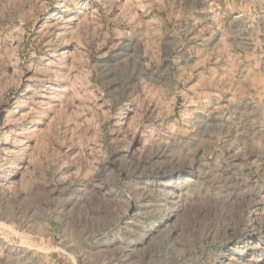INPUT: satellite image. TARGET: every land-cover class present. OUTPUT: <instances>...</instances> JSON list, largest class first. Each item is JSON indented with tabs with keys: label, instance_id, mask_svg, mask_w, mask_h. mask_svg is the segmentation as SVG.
Returning a JSON list of instances; mask_svg holds the SVG:
<instances>
[{
	"label": "rangeland",
	"instance_id": "374dc122",
	"mask_svg": "<svg viewBox=\"0 0 264 264\" xmlns=\"http://www.w3.org/2000/svg\"><path fill=\"white\" fill-rule=\"evenodd\" d=\"M0 264H264V0H0Z\"/></svg>",
	"mask_w": 264,
	"mask_h": 264
}]
</instances>
